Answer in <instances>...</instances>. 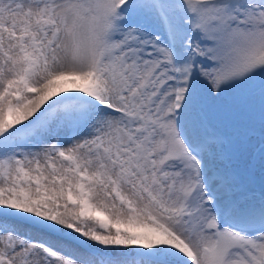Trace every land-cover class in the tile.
Instances as JSON below:
<instances>
[{
	"label": "snow or ice",
	"instance_id": "1",
	"mask_svg": "<svg viewBox=\"0 0 264 264\" xmlns=\"http://www.w3.org/2000/svg\"><path fill=\"white\" fill-rule=\"evenodd\" d=\"M0 264H264V0H0Z\"/></svg>",
	"mask_w": 264,
	"mask_h": 264
}]
</instances>
